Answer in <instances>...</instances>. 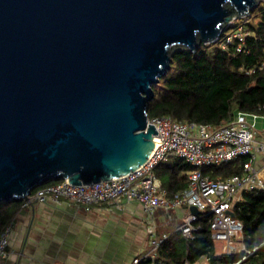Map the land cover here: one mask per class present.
Here are the masks:
<instances>
[{"label":"water","instance_id":"1","mask_svg":"<svg viewBox=\"0 0 264 264\" xmlns=\"http://www.w3.org/2000/svg\"><path fill=\"white\" fill-rule=\"evenodd\" d=\"M261 2L0 0V202L142 165L158 138L153 85L173 54L217 41Z\"/></svg>","mask_w":264,"mask_h":264},{"label":"built area","instance_id":"2","mask_svg":"<svg viewBox=\"0 0 264 264\" xmlns=\"http://www.w3.org/2000/svg\"><path fill=\"white\" fill-rule=\"evenodd\" d=\"M248 34V28L241 22L220 43L226 48L236 42L237 51H246ZM259 118L264 115L238 111L229 123L214 126L178 120L171 114L149 115L147 126L149 123L155 125L158 133L154 132L153 136L158 138L154 139L156 147L142 165L125 175L88 183L75 184L68 179L47 182L23 199L21 206H27L33 200L55 203L66 200L77 208L90 210L103 202H113L121 208L124 199L139 201L149 232L148 248L142 255L134 257L131 264H143L144 258L151 259L150 264H163L158 258V250L167 234L160 236L157 232L155 214L159 208L170 213L178 207L196 206L199 213H190L178 226L184 236L195 238L199 215L211 214L212 237L215 245L221 246V252L246 250L243 224L232 211L242 192L264 190V176L257 167L258 157L264 159V129L257 128ZM170 156L183 158L193 166L187 173L188 185L174 194L169 193L155 172L156 166ZM240 157H246V160L239 173L222 176L202 170ZM12 226L13 221L0 234V264L8 254Z\"/></svg>","mask_w":264,"mask_h":264},{"label":"trees","instance_id":"3","mask_svg":"<svg viewBox=\"0 0 264 264\" xmlns=\"http://www.w3.org/2000/svg\"><path fill=\"white\" fill-rule=\"evenodd\" d=\"M242 21L249 30L246 51H237L236 42L226 48L221 45L226 30L220 39L203 43L196 51L182 48L173 54L171 68L153 85L150 116L171 114L178 120L219 126L229 123L238 111L264 115V0ZM245 160L240 157L202 170L227 176L241 172ZM192 168L185 159L170 156L155 172L174 194L188 185L187 171ZM21 203L0 202V234L14 221ZM233 211L243 224L246 250L217 252L210 228L212 215L200 214L195 238H187L177 228L161 243L158 258L163 264H264V190L242 192ZM243 255L247 256L240 260ZM150 263L151 259H143V264Z\"/></svg>","mask_w":264,"mask_h":264},{"label":"crops","instance_id":"4","mask_svg":"<svg viewBox=\"0 0 264 264\" xmlns=\"http://www.w3.org/2000/svg\"><path fill=\"white\" fill-rule=\"evenodd\" d=\"M256 123L259 130L264 129V118ZM257 167L264 176L261 156ZM122 202L121 208L113 202H103L90 210L77 208L66 200H36L20 205L3 264H131L148 248L149 232L142 204L125 199ZM190 213L193 211L189 206L170 213L159 208L155 214L158 234L172 233Z\"/></svg>","mask_w":264,"mask_h":264},{"label":"rangeland","instance_id":"5","mask_svg":"<svg viewBox=\"0 0 264 264\" xmlns=\"http://www.w3.org/2000/svg\"><path fill=\"white\" fill-rule=\"evenodd\" d=\"M262 1H263V0H262ZM248 16H249V15H246V16H244V17L235 18V19L233 20V22H236V25H237L238 23L243 22L242 19H244V18H246V17H248ZM233 28H234V26L229 27V28L227 29V32H230ZM216 250H217V252H221V251H222L221 246H220V245H217V246H216Z\"/></svg>","mask_w":264,"mask_h":264}]
</instances>
